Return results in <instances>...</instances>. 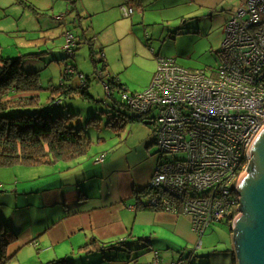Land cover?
I'll list each match as a JSON object with an SVG mask.
<instances>
[{
  "label": "rangeland",
  "instance_id": "obj_1",
  "mask_svg": "<svg viewBox=\"0 0 264 264\" xmlns=\"http://www.w3.org/2000/svg\"><path fill=\"white\" fill-rule=\"evenodd\" d=\"M129 3V6H137L135 1ZM156 5L159 9H152ZM156 5L153 3V7L146 8V16L137 12L132 18V15L122 14L121 6L115 7V0H0V51L4 57H24V70H43L41 75L39 73L44 87L41 91L42 98H39L41 104H50L51 94L47 89L51 86L65 89L66 84L77 88L81 82H86L87 92L93 99L80 96L61 97L59 99L62 102L57 105L56 113L53 114L62 112L69 116V125L76 129L81 127L83 136L95 141L115 131L114 116L117 110L123 113L122 123H128L127 131L121 132L122 136L115 134L108 141L93 145L86 156L89 159L86 163L89 168L96 167L95 158L101 151L116 149L132 130L133 139L136 141L146 136L147 130H151L152 125L130 122L131 111L122 103L120 92L114 91L113 98L108 96L105 83L110 85L109 80L112 77L125 84L128 93L144 92L150 87L157 71V54L166 53L170 56L168 58L175 59L192 71L206 70L211 74L219 67V50L226 33L224 27L211 18V11L195 14L194 10L192 15L188 13L183 16L184 12L191 9L189 5L186 9L163 3ZM156 10L161 14H155ZM219 12L218 9L214 16L217 17ZM169 25L170 31L166 33L165 28ZM66 31L76 37L78 47L75 57L65 58L63 61L60 57L39 60L40 56H52L53 52L64 51L66 56ZM68 62L77 65V68L76 73H71L66 79L64 72ZM103 68L107 70L100 75ZM81 74L83 77H80ZM32 110L33 108L24 106L9 109L7 113L16 115L30 113ZM157 114L158 110L154 109L146 117H155ZM72 115L75 116L71 118ZM93 118L95 120L90 124ZM153 148L154 151L159 149L157 145ZM71 165L61 162L31 167H0V219L8 217L12 212L10 209L15 208L16 204L28 202L26 192L68 183V174L65 171ZM73 169L76 172L79 168ZM40 194L41 191L36 193ZM170 238V246L158 247L159 243L155 245L167 263L177 259L181 255L179 251L184 249L187 257L192 253L191 264H238L232 229L227 221L209 226L199 247V238L191 241L172 235ZM120 249L124 250L121 246ZM151 253L145 252L138 263L149 260ZM99 255L102 256L100 261L109 258L102 253ZM35 258L38 259L39 256L30 248L24 247L16 252L8 264H39ZM48 261L44 264L55 262ZM67 261L72 264H85L84 260L77 263L74 259ZM100 261L94 259L89 264H102Z\"/></svg>",
  "mask_w": 264,
  "mask_h": 264
},
{
  "label": "built area",
  "instance_id": "obj_2",
  "mask_svg": "<svg viewBox=\"0 0 264 264\" xmlns=\"http://www.w3.org/2000/svg\"><path fill=\"white\" fill-rule=\"evenodd\" d=\"M121 9L125 16L135 12L134 7ZM225 33L215 72L192 71L173 58L158 57L150 87L139 93L125 88L121 94L132 118L158 110L148 118L159 161L146 202L189 217L198 247L209 226L227 221L233 227L242 213L237 185L264 125V0H244L226 22ZM65 39L66 59L75 57L76 37L67 32ZM64 73H76V67L68 62ZM105 86L110 96L108 82ZM189 262L183 258L172 264Z\"/></svg>",
  "mask_w": 264,
  "mask_h": 264
},
{
  "label": "crops",
  "instance_id": "obj_3",
  "mask_svg": "<svg viewBox=\"0 0 264 264\" xmlns=\"http://www.w3.org/2000/svg\"><path fill=\"white\" fill-rule=\"evenodd\" d=\"M129 1L137 3L132 18L137 12L146 16V8H151L153 3L184 9L189 5L191 9L184 12L183 16L191 14L194 10L195 14L209 10L211 18L225 29L226 22L244 0H115V7L130 5ZM152 9L159 8L156 5ZM218 9L220 12L216 17L214 14ZM157 12L156 10L155 14H161ZM60 19L57 20L61 21ZM165 30L169 33L170 25ZM0 55L3 56L1 51ZM168 55L157 54V58L170 57ZM50 57H60L63 61L65 54L64 51L53 52L52 56H40L39 60H47ZM75 67L77 68V65ZM116 82L122 83L119 79H116ZM79 86H83V82ZM49 89L51 92L54 87L51 86ZM41 91L17 97L39 99L42 98ZM130 118L133 119L131 116ZM130 122L152 125L148 118L135 117ZM127 124H124L116 134L122 136L121 132L127 131ZM152 128L153 126L139 141L133 139L132 130L116 149L101 151L95 158L96 167L89 168L86 165L89 161L87 155L76 161L67 162L72 164L67 166L65 171L68 174V183L63 182L60 185L26 192L28 202L16 204L15 208L10 209L12 212L8 217L0 219V223L7 221L18 237L8 247L9 261L24 247L30 248L39 256V260L35 258L39 264H44L47 260L51 262L64 259H74L75 263L84 260L85 264H89L94 259L100 261L102 257L100 253L109 257L100 261L102 264H150L155 261L159 264H172L180 259L190 258L192 253L187 257V252L181 249L179 251L181 255L167 263L160 249L155 246L157 243L158 247L170 246V235L188 241L198 236L192 229L189 217L161 211L146 202V191L159 161L158 150H153L157 144ZM114 135L111 133L102 137L96 144L106 142ZM102 155L104 160L99 161L98 158ZM76 167L79 169L75 172L73 168ZM41 168L45 170L44 167ZM39 191L41 194L36 195ZM120 246L124 250L120 249ZM145 252H152V257L138 263Z\"/></svg>",
  "mask_w": 264,
  "mask_h": 264
},
{
  "label": "trees",
  "instance_id": "obj_4",
  "mask_svg": "<svg viewBox=\"0 0 264 264\" xmlns=\"http://www.w3.org/2000/svg\"><path fill=\"white\" fill-rule=\"evenodd\" d=\"M123 6L133 7L127 4ZM22 60L24 57L14 59L0 55V167L54 165L59 162H73L88 155L92 146L99 142L100 138L95 141L93 138L84 137L81 127L76 129L75 126L69 125V116L62 112L53 114L56 113L57 105L62 102L59 100L61 97L80 96L84 99H93L87 92L88 84L85 83V86L77 88L66 84L65 89L55 87L50 92L48 106L41 104L37 98H18V95L37 93L44 89L40 78L41 71L30 69L31 72H27L22 67ZM106 70L107 68L100 70V75ZM116 79L112 77L109 80V86L112 89L109 97L112 98L115 89H118L121 94L125 88L128 89L124 84L117 83ZM56 91L57 93H53ZM24 106L33 110L30 113L16 115L7 113L9 109ZM74 116L72 115L71 118ZM114 118L116 130L112 134L118 133L117 131L124 127L121 110H117ZM93 120L95 119H91L89 123H93ZM148 191L147 189L146 194L149 193ZM17 238L7 221L0 223V264L8 263V247ZM61 263L72 264L67 260L50 264Z\"/></svg>",
  "mask_w": 264,
  "mask_h": 264
},
{
  "label": "water",
  "instance_id": "obj_5",
  "mask_svg": "<svg viewBox=\"0 0 264 264\" xmlns=\"http://www.w3.org/2000/svg\"><path fill=\"white\" fill-rule=\"evenodd\" d=\"M248 152L251 160L237 185L242 213L231 229L238 264H264V125Z\"/></svg>",
  "mask_w": 264,
  "mask_h": 264
}]
</instances>
